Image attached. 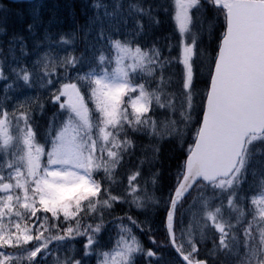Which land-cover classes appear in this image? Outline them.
<instances>
[{
  "label": "snow or ice",
  "instance_id": "1",
  "mask_svg": "<svg viewBox=\"0 0 264 264\" xmlns=\"http://www.w3.org/2000/svg\"><path fill=\"white\" fill-rule=\"evenodd\" d=\"M0 0V264H264V0Z\"/></svg>",
  "mask_w": 264,
  "mask_h": 264
},
{
  "label": "rangeland",
  "instance_id": "2",
  "mask_svg": "<svg viewBox=\"0 0 264 264\" xmlns=\"http://www.w3.org/2000/svg\"><path fill=\"white\" fill-rule=\"evenodd\" d=\"M93 264H95V260L93 259Z\"/></svg>",
  "mask_w": 264,
  "mask_h": 264
},
{
  "label": "water",
  "instance_id": "3",
  "mask_svg": "<svg viewBox=\"0 0 264 264\" xmlns=\"http://www.w3.org/2000/svg\"><path fill=\"white\" fill-rule=\"evenodd\" d=\"M11 1H14V0H11Z\"/></svg>",
  "mask_w": 264,
  "mask_h": 264
}]
</instances>
